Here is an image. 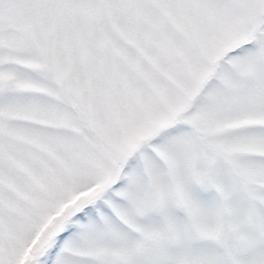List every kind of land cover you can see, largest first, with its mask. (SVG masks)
<instances>
[{"label": "snow or ice", "instance_id": "6c2138e0", "mask_svg": "<svg viewBox=\"0 0 264 264\" xmlns=\"http://www.w3.org/2000/svg\"><path fill=\"white\" fill-rule=\"evenodd\" d=\"M0 264H264V0H0Z\"/></svg>", "mask_w": 264, "mask_h": 264}]
</instances>
